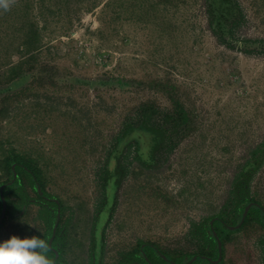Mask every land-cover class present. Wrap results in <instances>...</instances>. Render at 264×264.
Listing matches in <instances>:
<instances>
[{"label": "rangeland", "instance_id": "374dc122", "mask_svg": "<svg viewBox=\"0 0 264 264\" xmlns=\"http://www.w3.org/2000/svg\"><path fill=\"white\" fill-rule=\"evenodd\" d=\"M111 1L77 0L70 15L63 9L45 19L35 12L45 44L32 65L37 74L0 97V157L15 150L35 160L45 191L62 201L56 264H120L139 241L189 253L191 223L221 210L249 160L259 161L250 195L264 206V0H232L243 23L225 43L209 29L203 0H153L142 15ZM6 60L0 56V70ZM174 101L193 130L151 169L127 148L125 177L106 191L95 221L98 173L115 164L110 151L124 117ZM27 190L29 207L4 216L0 242L43 237L40 207ZM222 236L223 264H264L257 220Z\"/></svg>", "mask_w": 264, "mask_h": 264}, {"label": "trees", "instance_id": "16d2710c", "mask_svg": "<svg viewBox=\"0 0 264 264\" xmlns=\"http://www.w3.org/2000/svg\"><path fill=\"white\" fill-rule=\"evenodd\" d=\"M74 1L77 0H16L9 10L0 9V56H6L7 59L4 70H0L1 98L16 92L30 75L37 74L32 65L39 60L45 44L43 29L37 21L38 18H35V12L44 19L48 13L55 14L63 9L70 15L75 7ZM120 1L122 0H113L109 5ZM151 1L153 3V0H125L122 4L130 5L132 12L142 15L141 13L148 12L146 9ZM203 2L207 8L208 27L213 36L222 43L228 42L227 36L232 37L235 27L243 23L242 11L232 0H203ZM192 126H194L193 118L178 101H174L173 108L164 110H160L152 103H146L127 114L110 151V157L114 155L115 164L109 169L110 164L108 165L107 162L98 173L102 197L96 209L95 221L107 205L106 191L111 186L118 188L125 177L126 171L122 159L127 148H135V160L140 167L151 169L156 167L157 162L168 158L176 150L181 141L193 130ZM121 145L124 146L122 149H120ZM35 163V160L15 150L4 151L0 157V175L3 174L5 179L0 183V187L5 186L3 198L6 201V218L29 207L32 201L27 190L29 185L34 193V200L40 207V219L44 221L45 232L42 239L47 240L52 234L55 220L57 221L58 211L61 212V217L63 215V207L61 200L45 191L43 172ZM258 163V160H249L240 169L232 181L227 201L224 202L221 210L216 212L217 214L201 222L191 223L187 234L192 246L189 253L176 252L170 255L162 251L158 245L139 241L132 253L123 256L120 264H223V259L217 263L219 252L214 233L222 239L225 233L230 235L242 232L255 220L264 233V206L251 198L249 191L250 180L256 172L255 166ZM247 167L252 170H246ZM14 174L15 181L8 185L13 180ZM251 203L257 206L249 209L242 225L236 230H228L225 225L237 226L245 208ZM1 208L0 197V211ZM56 233L49 253L53 259L56 258L55 252H58L59 245V232ZM223 251L224 249L222 253ZM162 256L169 261L164 260ZM194 258L195 260L192 261Z\"/></svg>", "mask_w": 264, "mask_h": 264}, {"label": "clouds", "instance_id": "9594fccd", "mask_svg": "<svg viewBox=\"0 0 264 264\" xmlns=\"http://www.w3.org/2000/svg\"><path fill=\"white\" fill-rule=\"evenodd\" d=\"M16 0H0V9L7 11ZM50 243L37 236L31 238H11L0 242V264H56L51 258Z\"/></svg>", "mask_w": 264, "mask_h": 264}, {"label": "water", "instance_id": "95a60500", "mask_svg": "<svg viewBox=\"0 0 264 264\" xmlns=\"http://www.w3.org/2000/svg\"><path fill=\"white\" fill-rule=\"evenodd\" d=\"M15 178H16V175L14 174V178H13V180H12L11 182H9L8 185L12 184V183L15 181ZM4 187H5V186H2V187L0 188V197H1V202H2V211H1V217H0V224H1L2 221H3L4 216H5V212H6V201H5L4 198H3V189H4ZM55 202H58V201L55 200ZM253 206H257V205L254 204V203H251V204H249V205L245 208V210H244V212H243V215H242V219H241L240 223H239L237 226H235V227H231V226L225 225L226 228H227L228 230H230V231H233V230L238 229V228L242 225L243 221L245 220V218H246V216H247V213H248L249 209L252 208ZM59 218H60V212L58 211L57 221H56V223H55V225H54V228H53V231H52V236H51V239H50V241H49L50 246H51V243H52V241H53V239H54V237H55V234H56L57 225H58V223H59ZM211 224H212V222H211ZM214 236H215L216 241H217V248H218V252H219V258H218V261H217V263H218V262L221 261V258H222V243H221L220 239L217 237V235H216L215 233H214ZM55 255H56V258H57V256H58L57 252H55ZM162 258H163L164 260H167L164 256H162ZM194 260H195V258H194L192 261H194ZM167 261H169V260H167Z\"/></svg>", "mask_w": 264, "mask_h": 264}]
</instances>
